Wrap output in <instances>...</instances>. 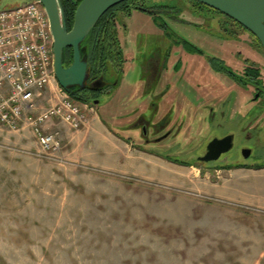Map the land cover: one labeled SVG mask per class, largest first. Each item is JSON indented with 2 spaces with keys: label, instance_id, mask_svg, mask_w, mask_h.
Segmentation results:
<instances>
[{
  "label": "rangeland",
  "instance_id": "1",
  "mask_svg": "<svg viewBox=\"0 0 264 264\" xmlns=\"http://www.w3.org/2000/svg\"><path fill=\"white\" fill-rule=\"evenodd\" d=\"M28 1L0 0V10ZM177 1L184 5V0L151 3ZM153 31L161 33L155 25ZM250 44L251 66L260 67L264 76V52L252 36ZM125 71L124 88L142 77L139 66L133 70L127 65ZM119 79L109 69L111 91L101 96V106L89 103L87 128L50 124L47 130L59 129L63 135L58 154L42 152L30 127L12 131L0 124V264H264V209L233 194L252 172L218 169L231 162L227 156L212 164L186 161L202 154V148L192 152L187 145L178 153L188 163L180 164L161 157L163 152L139 147L145 141L131 143L115 128L130 125L131 119L113 120L119 115L115 106H120L114 96L121 87L113 83ZM60 88L58 81L52 82L41 105L48 106V98L59 96ZM193 89L191 101L208 104L205 90ZM143 91L137 89L138 100ZM240 93L219 89L212 105L218 112H231L224 128L254 134L252 159L264 163V119L252 118L258 108L251 110L249 120L233 122L237 112L252 106L247 102L252 94ZM184 103L192 109L189 100ZM259 107L264 108V101ZM209 130L205 134L216 131L213 126Z\"/></svg>",
  "mask_w": 264,
  "mask_h": 264
},
{
  "label": "flooded vegetation",
  "instance_id": "2",
  "mask_svg": "<svg viewBox=\"0 0 264 264\" xmlns=\"http://www.w3.org/2000/svg\"><path fill=\"white\" fill-rule=\"evenodd\" d=\"M151 2L152 0H127L125 6L120 3L113 9L112 12L116 13L122 8H128V13L119 12L117 16L118 18L121 16L123 23L118 19L115 58L109 61L108 66L100 65L89 81L87 79L84 88L74 87L73 93L70 94L83 96L89 102L101 106V96L111 91L107 90L110 85L107 76L109 69L113 68L115 74L120 77L116 82L121 86L114 96V102L118 105L120 103L121 108L115 106L116 114L119 115L112 118L131 119L130 125L127 126L115 124L117 130H122L120 133L130 137L131 143L134 140L145 141L139 143V147L157 150L179 160L183 158L178 152L184 151L187 145L186 149L192 152L202 148L204 150L202 154L186 159L194 163L212 164L226 156L231 158V162L219 164L220 167L260 163L261 160L252 159L255 150L249 145L254 134L249 133L248 129L238 133L235 129L224 128L230 121L231 112H218L216 106L212 105L218 97L219 89L231 91L239 89L242 91L240 95L246 93L245 96L248 97L249 93L252 94L247 101L248 105L252 106L242 105L243 108L247 106L249 109L237 112L233 122L249 120L248 116L257 108L259 112L252 118L264 119V108L259 107L260 102L264 101V76L260 67L251 66L253 61L249 55L251 36L264 52L259 39L240 22L199 1L184 0L182 4L185 6L178 4L179 1L177 4L165 6ZM154 25L161 33L153 31ZM182 28L188 31H180ZM145 46L150 49L147 48V54L139 61L137 58L143 53ZM68 49L69 53L73 51L72 48ZM66 58L64 56V64L67 67L73 60L68 64ZM127 65L133 67V70L139 66L142 77L131 87L124 88L126 80L122 79L121 75L124 72V76L127 75L128 72L125 71ZM99 79H102L103 87L94 88L93 84ZM194 87L201 91L205 90L203 97L209 98V105L201 103L198 106L191 101L190 97L195 93ZM138 88H144L139 100ZM152 89H156L154 93L151 92ZM150 96L152 98L147 100L146 97ZM184 100L192 103V109ZM133 102L138 103L134 105ZM230 103L229 101L227 106L231 105ZM161 111L163 114L160 116ZM212 126L216 131L211 135L205 134ZM187 127L189 132L185 134L184 129ZM204 135L206 137L202 140ZM228 135H233V147L229 152L214 161L202 160L210 141ZM195 147L197 148L192 150ZM247 149L251 150L248 157L244 152ZM233 151L235 153L229 157ZM248 160L254 162L249 163Z\"/></svg>",
  "mask_w": 264,
  "mask_h": 264
},
{
  "label": "built area",
  "instance_id": "3",
  "mask_svg": "<svg viewBox=\"0 0 264 264\" xmlns=\"http://www.w3.org/2000/svg\"><path fill=\"white\" fill-rule=\"evenodd\" d=\"M54 36L49 16L39 0L0 10V124L12 131L30 127L40 150L58 154L63 149L60 122L73 130L84 128L92 106L75 100L60 88L59 96L41 105L46 89L57 82Z\"/></svg>",
  "mask_w": 264,
  "mask_h": 264
},
{
  "label": "water",
  "instance_id": "4",
  "mask_svg": "<svg viewBox=\"0 0 264 264\" xmlns=\"http://www.w3.org/2000/svg\"><path fill=\"white\" fill-rule=\"evenodd\" d=\"M44 6L54 36L55 75L60 86L68 93L73 88H84L89 77L88 46L85 44L89 34L99 20L113 7L127 0H82L78 5L74 24H68L60 0H39ZM217 9L248 28L264 48V0H196ZM68 48L73 49V62L65 66L64 56ZM113 84L117 85L118 82ZM102 79L93 84L94 88L103 87ZM233 147V135L209 142L207 153L202 160L206 162L220 158ZM246 157L250 149L244 151Z\"/></svg>",
  "mask_w": 264,
  "mask_h": 264
},
{
  "label": "trees",
  "instance_id": "5",
  "mask_svg": "<svg viewBox=\"0 0 264 264\" xmlns=\"http://www.w3.org/2000/svg\"><path fill=\"white\" fill-rule=\"evenodd\" d=\"M63 12L67 20L68 30H71L74 24L75 12L82 0H60ZM126 1L122 2V6H125ZM119 6V5H118ZM115 6L110 9L97 23L94 29L89 34L85 44L88 46V62H89V77L88 81L93 75V72L100 66H108L109 61L115 58L116 53V43H117V21L119 12H123L126 14L128 13V8H122L116 13L112 12L113 9H116ZM123 13V14H124ZM65 56L67 63H71L73 60V51L69 53V49H67ZM80 89V88H77ZM75 100L89 102L88 99L84 98L83 96H76L71 95ZM163 158L168 159L170 161L180 163V164H187L183 160L174 159L169 155L163 156ZM232 169V168H253V169H262L264 168V163H258L256 165H234V166H224L218 167V169Z\"/></svg>",
  "mask_w": 264,
  "mask_h": 264
},
{
  "label": "crops",
  "instance_id": "6",
  "mask_svg": "<svg viewBox=\"0 0 264 264\" xmlns=\"http://www.w3.org/2000/svg\"><path fill=\"white\" fill-rule=\"evenodd\" d=\"M90 119L86 125V128L90 125ZM126 142V141H125ZM127 143V142H126ZM239 170H246L252 173L249 177H245L246 180L243 183H239L242 186L241 189L235 188L234 186V198L242 200L246 204L256 205L264 209V168L253 169V168H238ZM259 172V175H254L253 173ZM237 187V185H236Z\"/></svg>",
  "mask_w": 264,
  "mask_h": 264
}]
</instances>
